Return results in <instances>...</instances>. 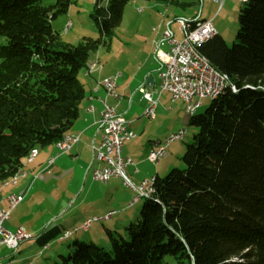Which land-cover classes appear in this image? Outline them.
Listing matches in <instances>:
<instances>
[{
	"label": "trees",
	"instance_id": "16d2710c",
	"mask_svg": "<svg viewBox=\"0 0 264 264\" xmlns=\"http://www.w3.org/2000/svg\"><path fill=\"white\" fill-rule=\"evenodd\" d=\"M130 1L97 0L92 18L101 39L74 46L53 28L72 0H0V182L18 174L33 149L71 134L85 95L79 74L113 37ZM200 52L230 85L191 117L199 132L184 168L155 177L125 235L107 231L109 249L76 239L60 264H166V257L178 264H264V0L244 4L232 46L217 33ZM93 224L54 226L30 241L48 251L51 241Z\"/></svg>",
	"mask_w": 264,
	"mask_h": 264
},
{
	"label": "rangeland",
	"instance_id": "374dc122",
	"mask_svg": "<svg viewBox=\"0 0 264 264\" xmlns=\"http://www.w3.org/2000/svg\"><path fill=\"white\" fill-rule=\"evenodd\" d=\"M96 1L72 0L68 14L53 21V28L60 34L63 43L77 46L85 40L99 41L101 39L100 32L92 18ZM185 1L191 2V6L181 5ZM244 4L226 1L222 9L218 11L219 5L210 1L131 0L124 9L120 26L113 34V45L109 44L110 38L104 39L106 43H102L99 49L91 54L90 59L96 60L88 65V70L93 63L97 64L96 67L100 65L99 62L105 64L109 57L110 46L118 47L121 35L128 34L129 36V33L141 31L138 29L139 26H144V31H146L147 26H151L153 34L150 29L146 32L149 43H151V37L154 38L153 41L161 39L162 31H156L161 24L170 26L175 39L179 42L182 41L184 35L177 19L190 20L195 17L193 15L195 12L196 15L200 14L201 20L212 19L216 32L225 39L229 46H232L239 30V15ZM1 43L3 40L0 39ZM147 49L149 51L150 48L147 47ZM131 50L133 51V49ZM163 50L167 51L168 49L164 46ZM152 62L159 68V63L155 58ZM131 97L132 102L129 105L127 115L133 116L137 132L142 136L140 135L135 141V145L129 154L138 164L140 174L134 176L131 169H127V174L132 183L139 187L143 181L155 178L158 171L160 174L158 176L165 178L173 169H183V155L187 146L193 142V136L199 130L190 125L192 116L186 112L187 105L181 100L172 104V96L169 93L164 94L163 98L159 100L156 120H151L145 115L148 104L143 100L138 88L133 91L128 99ZM212 100L211 98L197 99L196 102H200L201 106L196 115L205 112ZM128 102L124 103L125 111L128 108ZM180 131H186L185 139L172 142L167 149L168 156L166 158L157 164L145 160L148 151L140 146L142 139L145 140L147 147H152L156 141L165 142L173 134ZM38 150L39 156L33 163H28L27 158L24 160V167L21 170L25 175L19 179L17 185H14L12 180L8 184H6L7 182H0V205L5 202L2 206L6 209L9 207L8 198L10 196L25 195L31 187L25 201L13 211L10 220L4 225V229L13 234L20 229H25L32 237L24 240L17 252L8 249L6 246L0 247L2 264H31L32 262L34 264H60L62 262L61 256L66 257L68 255L70 246L76 239L93 241L97 245L109 249L107 231L118 230L125 235V228L137 220L145 200L141 199L130 206L135 193L124 187L123 180L113 178L107 183L95 181L92 174L88 173L84 166L73 163L71 154L58 160L49 171L42 174L39 167L41 165L48 167L49 162L57 158L59 152L58 150L55 151L54 146L45 149L38 148ZM47 151H55L56 157L51 159L47 155ZM91 163L92 159L86 163L87 168H90ZM36 174H40V176ZM36 176L38 179L33 183ZM111 210L118 212V215L111 220H94V218L99 219V217L105 218ZM91 220L94 224L92 223L90 231L79 230L70 239L53 240L49 244L48 251H44L46 248L43 250L40 244L30 241L44 230L54 226L70 231L80 229L82 226L81 229L83 230L85 227L83 225ZM164 261L166 264H178L173 257H166Z\"/></svg>",
	"mask_w": 264,
	"mask_h": 264
},
{
	"label": "built area",
	"instance_id": "2783aa9c",
	"mask_svg": "<svg viewBox=\"0 0 264 264\" xmlns=\"http://www.w3.org/2000/svg\"><path fill=\"white\" fill-rule=\"evenodd\" d=\"M211 1L219 5L220 11L225 4L221 0H201ZM232 1V0H228ZM200 19V16L191 20ZM181 26V31L184 35L182 41L175 39L174 33L168 29L164 38L169 42L167 51L158 47L155 58L160 66V86L158 90H150L147 87L139 89L140 94L148 104V109L145 115L151 119L156 120L159 100L163 93H169L172 96V101H183L188 108H193L197 105L196 100L200 99L202 93L213 90L215 84H209V76H216V82L224 81L221 73L215 69L210 61L202 55L200 47L203 45V37L206 33L217 34L213 25V20H206V26H202L200 30H188L189 20H178ZM119 76L106 79L104 87L109 96L118 98L116 91H111V83H117ZM131 122L127 121L123 116L118 115L115 108L105 103V109L101 115L100 128L102 130L101 144L96 147L92 145L94 153L93 164L95 167L92 170V176L95 181L107 183L113 178L123 180V185L127 189H137L141 194H152L153 189H149L148 181H143L139 187L135 186L127 174L129 167L135 168V174L138 173L136 163L131 157L123 155L125 143L135 140L137 134L130 128ZM185 137L180 131L174 134V140L168 141L167 145H159L155 147L149 157L148 161L157 164L163 158L168 156L167 149L172 142H176L177 138ZM81 136L77 135L71 141L70 146H65L63 154L69 153L76 145L80 143ZM57 159V158H56ZM53 159L49 163L52 166L55 163ZM25 195H14L9 201L8 209L0 208V247L6 246L8 249L14 250L24 240L32 237L25 229H20L16 233L7 232L4 225L10 220L11 215L19 205L23 203ZM136 199H133L135 202ZM111 219L108 216V220ZM97 221L98 219H94ZM90 222L84 224V229L90 228ZM65 237H70L65 236Z\"/></svg>",
	"mask_w": 264,
	"mask_h": 264
},
{
	"label": "crops",
	"instance_id": "0c3cea01",
	"mask_svg": "<svg viewBox=\"0 0 264 264\" xmlns=\"http://www.w3.org/2000/svg\"><path fill=\"white\" fill-rule=\"evenodd\" d=\"M190 4L192 3L189 1H185L182 2L181 5L184 6L188 5L189 7L191 6ZM193 15L195 17H193L189 21L200 16V14L196 15V12ZM178 20L179 19H177V21ZM138 29H140L141 31H136L133 34L129 33V36L128 34H123V35L120 34L121 40L119 41L118 47L116 48H114V46L111 47L113 45L112 43L113 37H112L109 43L111 45V46L109 45L110 53L108 55L109 57L107 58L106 63L103 64L99 62L100 65L96 67L94 70L90 71L88 70V65H90L91 62H94L96 60L94 58H91L89 59L87 67L80 72L79 80L84 86L85 95L80 105L79 118L71 131L72 135L81 136L80 143L76 145L69 153L62 155L59 158L57 157V159L55 158L56 159L55 163L52 166L46 167V165H41L39 167V169L41 168L40 173L43 174L46 171H49L57 163L58 160H61L65 156L71 154L73 163H78L84 166V168L87 169V172L92 174V170L95 167V164H93L94 153L92 150V145L98 147L102 141V130L100 128V121H101V115L105 109V103L115 108L118 115L123 116L127 121L131 122L130 128L137 134V138L135 140L129 141L124 145L123 155L130 157L129 154L133 149V145H135V141L140 137L141 134L137 132V126L135 125V122H133V116L127 115L129 110V105L132 102L131 101L132 97L130 99H128V97L131 96V94L133 93V91H135L136 88H138L139 90L141 87L144 86L147 87L148 79H152V81L149 84L150 87L147 88H149L150 90L159 88L160 66L159 68H157L156 64H154L152 61L155 58V53H156L155 51H157L156 49H158V47L162 50L164 46L166 49L169 48V42L165 40L164 34L168 29L171 30L170 26H165L164 24H161L160 28H158V30L156 29L157 32H159L160 30L162 31L161 39L157 41H153L154 38L152 39L151 37L152 40L150 39L151 43H149L147 38L148 34H146V32H148L150 29V32L152 33L151 26H147L146 31L143 30L145 29L144 26L143 27L139 26ZM139 40L142 41L140 42ZM147 47L150 48L149 51ZM131 49H133L134 52ZM116 76H119L117 80V86H118L117 93L119 97L113 98L109 96L103 83L106 79L113 78ZM164 94H166V92L162 94L161 98H163ZM126 101L129 102H128V108L125 111L124 103ZM171 102L172 104L177 103V101L176 102L171 101ZM142 140L143 141L140 143V146L145 151H148V154L152 149L157 147L158 144L162 143L160 140H158L154 143L152 147H147L144 142L145 140L144 139ZM54 148L55 151H57L55 145ZM55 151L53 152L47 151V155H49L52 159L53 157H56ZM148 154H146V158H145L146 161H148L147 159ZM91 159H92L91 166L90 168H87L86 163H89ZM136 167L138 169V164H136ZM133 168L134 167H129L128 169H131V172L133 173L134 176L139 175L140 174L139 169H138V173L135 174L134 172L135 168L134 169ZM36 175L40 176V174H36ZM157 175H160L159 171L156 172L155 176ZM37 179H34L33 183ZM116 180H120V179L117 178ZM30 188L31 187H29V189L27 190L25 194V198L29 193ZM4 203H2V205H4ZM2 205H0V208H4Z\"/></svg>",
	"mask_w": 264,
	"mask_h": 264
},
{
	"label": "bare ground",
	"instance_id": "6f19581e",
	"mask_svg": "<svg viewBox=\"0 0 264 264\" xmlns=\"http://www.w3.org/2000/svg\"><path fill=\"white\" fill-rule=\"evenodd\" d=\"M228 0H221V2H226ZM234 2H239L241 4H244L246 3L248 0H232ZM202 26H206V20H201L200 19H196L195 21H189L188 23V30H200V28H202ZM214 36V33H206V35H204L203 37V44L205 42H207L210 38H212ZM97 64H92L90 66V71L94 70L96 68ZM222 78L224 81H220V82H216V76H209V84H215V86L213 87V90L209 91V92H206V93H202L201 94V97H200V100L204 99V98H211V99H215L217 97H219L223 92L224 90L230 85L229 84V80L228 78L222 74ZM117 89H118V86H117V83H111V91H116V94L117 93ZM201 106V103L200 102H197V105H195L193 108H188L186 107V112L188 115L190 116H193L196 114L197 110L200 108ZM184 136H186V131H181ZM74 138H77V135H72V134H68L66 135L61 141H59L57 144H56V148L58 150V155L59 154H63V151L65 149V146H70L71 144V141L74 139ZM185 137H181V138H177L176 141H179V140H184ZM174 140V134L172 135V137L170 139H167L165 142H162L160 143L159 145H167L168 144V141H173ZM153 150V149H152ZM152 150L149 152L148 154V157L149 155L151 154ZM39 156V150L38 148L36 149H33L30 154L28 155L27 157V162L28 163H33L36 158ZM53 159L50 161L52 162ZM49 162V163H50ZM24 173L22 172V170L20 172H18V174H16L12 179L13 181V184L14 185H17L18 184V181L20 178L24 177ZM38 178V176H36V179ZM9 180V181H10ZM9 181H7L6 184L9 183ZM154 181H155V178H152L151 180H148V186H149V189H153V185H154ZM132 190L134 193H135V196L133 199H136L135 202H132L130 206H132L134 203H137L141 198H144V197H150L152 194H141V192H139L137 189H130ZM152 193H153V190H152ZM14 197V195L10 196L8 198V203L10 200H12V198ZM116 212L115 211H112L110 212L105 218H103L104 220H108V216H110V218L115 215ZM96 219V218H94ZM99 221L102 220V218H99L98 219ZM89 222V221H88ZM87 222V223H88ZM85 223V224H87ZM93 222H90V226ZM88 230V229H87ZM69 232L66 233L65 236H69ZM68 238V237H66ZM19 247V245L17 246L16 249L14 250H17Z\"/></svg>",
	"mask_w": 264,
	"mask_h": 264
},
{
	"label": "water",
	"instance_id": "95a60500",
	"mask_svg": "<svg viewBox=\"0 0 264 264\" xmlns=\"http://www.w3.org/2000/svg\"><path fill=\"white\" fill-rule=\"evenodd\" d=\"M151 81H152V79H148V80H147V87H150L149 84H150Z\"/></svg>",
	"mask_w": 264,
	"mask_h": 264
}]
</instances>
